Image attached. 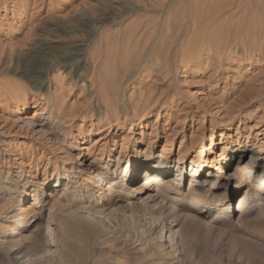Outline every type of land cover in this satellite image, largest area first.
I'll use <instances>...</instances> for the list:
<instances>
[{
    "label": "bare ground",
    "instance_id": "bare-ground-1",
    "mask_svg": "<svg viewBox=\"0 0 264 264\" xmlns=\"http://www.w3.org/2000/svg\"><path fill=\"white\" fill-rule=\"evenodd\" d=\"M215 1L218 0H193L197 6L190 9L188 15L181 20L178 29L173 32L167 30L164 33L165 36L162 34L165 31L159 32V34L155 33L157 36H154L153 32L145 31L147 28L140 29L144 33L141 37H139L140 35L137 36L135 42L133 41L134 46L130 51L131 53H129V58L127 57L128 62L122 68V78L116 77V86L122 87L124 81L129 80L132 68H135V71L141 75V81L135 89L132 88L133 90L130 91L127 98L108 99L107 89L103 82L99 79L93 80L94 74L98 73L103 66V62L98 56L89 62L88 72H90L91 77L89 80H84L83 77L79 80L69 78L65 84L63 80L71 73L73 66H67L65 59L53 60L50 63V66L53 67V75L51 76L53 82L51 81V84H48V82L45 89L39 86L38 83H34L29 89H25L20 93L15 107L11 108L10 111L15 115L16 120L20 119L23 122V125H20L19 130L16 131L17 133L20 134L23 131L22 126H24L25 134L30 137L36 133L52 135L53 137L56 136V133H61L64 134L63 138H65L75 128V131L78 132L75 135L81 136L80 140H86L87 142L81 148L87 149V155L89 154V156L92 153L93 159L96 158L97 161H90L89 164H86L85 160L80 161L78 159L75 162L77 165H74L69 159L65 160L63 164H56L53 160L63 156L58 155L57 150L52 148L50 144L47 145L48 148L45 147L46 149H43L41 145L39 153V149L36 147H32L33 149L31 148L27 153L23 151L12 153L13 160L20 159L21 156L18 162L17 174L22 172L24 159L29 161L27 164L29 172L31 163L33 164L31 168L34 171L38 170L40 163H43V166L40 180L33 182L35 186L33 198L24 208L19 206L17 208V205L28 191L26 179H23V183L20 185L16 179L7 180L9 174L4 175V179L0 178V182L6 184L4 192L9 194L10 191H13L16 194V199L8 203L7 201L3 203L0 197L2 201L0 203V213L10 209V212L14 210L18 212L15 217L19 216L17 227L7 228L5 224L0 229V264H24L26 260H30V258L23 259L26 256L25 254L30 256L32 255L30 251H34L40 246L50 247L55 243V238L52 236H48L47 239L41 237L42 229H45V234L50 233L52 230L51 225L54 224V221H52L53 217L50 216V213L59 212L61 214L73 206L87 212L88 208L91 207V211L89 210L91 217L98 218L103 216L102 214L106 210V208H103L104 205L113 203L126 193L139 192L145 194L146 190L151 191L147 197L143 198L144 201H142L143 199L140 200L143 203L141 202L137 207L153 213L163 210L165 213L161 211L164 214L162 220L167 221L171 227L180 225L182 234L196 231V228L201 226L208 228V226H212L213 222L227 224L229 221H233L238 213H252L264 206V106L259 111L254 112V110H257L256 108L264 105V83L261 86L259 85L260 87H253V85L246 83L240 88L231 89L229 96L232 98L219 97V99L214 100L210 99L212 92H207L204 98L213 100L218 116L211 120L208 143L203 144L200 141V145L195 151L191 150L196 142L198 129L206 118L207 110L203 109L204 103L203 105L191 106V103L179 102L182 97L180 98L173 91V78H175L176 73H179L178 71L201 72L203 75L208 74L207 77L215 78L218 75L216 73L220 72L225 64L227 65L229 62L245 63L248 67H253L257 62H262L261 66L264 71V20L260 19L262 21L253 29L246 28L249 32L245 30L246 32L242 36L230 38L229 36L234 34L229 32L230 35H225L223 32L213 30L215 25L226 23L228 19L232 18L231 15L228 18L227 13L229 12L223 11L224 3L221 2L222 6L219 5L221 7L217 9L213 8L214 5L212 7V4H215ZM255 1L251 3L255 4ZM231 3L233 4V2ZM187 6L189 5L187 4ZM238 6H240L239 2L236 7ZM254 12L256 13V10ZM254 15L255 18L259 17L258 14ZM246 16H244L245 20L247 19ZM241 17L243 18V16ZM241 20L243 24V19ZM235 21L237 20L235 19ZM246 25H243V28L239 25L240 28H238L240 31L244 30ZM233 30L231 29V31ZM162 35L165 38H162ZM133 59H135V62L129 64L130 60L133 61ZM205 71L210 72L205 73ZM87 83H89L88 86ZM11 84L7 85L8 90ZM69 86L80 89V94L81 92L83 94L82 100H66L65 88ZM51 87L56 91L52 92ZM36 90H44L46 95L35 92ZM28 93L32 94L33 105L39 103V108L34 109L33 114L28 116L27 119H22L19 114L28 108ZM38 100L39 102H37ZM256 103L258 106L252 107ZM152 116H154V123H157L160 119L164 120L160 125V133L164 136L163 144L156 151H153V149L156 147L160 134L154 132L155 134L151 135V132L148 134L144 132V128ZM189 117L191 122L197 120V127L194 132L190 133L188 142L184 141L185 137L182 135L177 153L174 154L173 145L177 135L173 133L174 130L170 124L171 122L174 124L181 122L182 124ZM251 121L254 122L253 125H250L249 122ZM134 124L140 130L139 138L134 139L132 142V152L139 150L137 143L142 141L145 143L147 150L141 158H138L137 154L134 156L137 161L134 158L130 159L129 156L123 160L124 150L130 143L129 140H125V136H130ZM233 125H235L234 137L227 139V133H224L223 130L228 131ZM253 127L256 131L255 134H251V136H249L250 134L244 136L241 134V131L251 132ZM110 128L114 130L112 141H115L116 136L121 140L120 143H117L119 145L118 155L115 157V164L113 165L112 160H110L107 139L97 147L98 141L104 138L103 130ZM216 128H220L217 142L213 140L214 129ZM92 134L96 136L93 139L91 138ZM260 135H263V137H259ZM216 144H220L219 151L214 150L215 147H218ZM234 166L235 170L230 173L229 171ZM87 172L90 173L91 179L97 181V184H95L97 188L101 189V186H103V189L105 188V191H107L106 194H103L104 199L96 198L95 191L89 192L90 188L85 190L89 193H81L80 189L82 188H80L81 183L79 181L82 175ZM142 173L144 174L143 179L141 178ZM104 179L108 180L104 181ZM138 180L141 181V184L137 188H133L132 185ZM205 182L208 186L204 189ZM223 185L228 188L230 195L219 198L215 194V190ZM184 186H187L186 190ZM243 187H248V190L256 188L258 202L255 205H253L254 203L250 205V202H248L247 191L238 197V201L231 202L233 196L240 192ZM58 188L60 189L58 190ZM43 189L47 199H43L42 203L39 204L38 196ZM60 198L63 201H60ZM156 199L160 201L158 204L152 207L147 205L148 201ZM206 199L210 200L211 203L208 204L209 201ZM168 201V206H165ZM236 203L237 207H235ZM45 205H49L47 210L44 209ZM180 209L183 211V216L177 219L176 216ZM208 215L211 216L209 218L211 223H203V218ZM12 216L9 215L8 217ZM33 216H36V219H32ZM45 216L46 219L44 220ZM66 216L65 213L63 217ZM35 220L40 222L38 221L32 233H29L30 235H25L24 228L30 225V221ZM43 221H45V224ZM63 225L64 228L66 225ZM19 229L22 230L19 232ZM6 232L8 234H5ZM172 237L173 235L169 231L163 240L168 242L170 241L168 239ZM25 243L27 245H24ZM170 245L168 244L167 248L171 247ZM48 250L47 252H49Z\"/></svg>",
    "mask_w": 264,
    "mask_h": 264
},
{
    "label": "rangeland",
    "instance_id": "rangeland-1",
    "mask_svg": "<svg viewBox=\"0 0 264 264\" xmlns=\"http://www.w3.org/2000/svg\"><path fill=\"white\" fill-rule=\"evenodd\" d=\"M254 1H215L212 7L214 5L213 8L217 9L224 3L223 11L229 12L227 13L228 18L230 15L232 18L228 19L226 23H221L222 25H215L213 30L223 32L225 35L232 33L234 35L229 37L236 38L242 36L248 29L257 27V24L264 20V0H256L255 4H252ZM238 2L240 6L236 7ZM228 3L231 5L229 6ZM195 6L197 5L193 0H156V2L155 0H0V178L4 179L3 176L9 174L10 176L6 179H16L20 185L23 183V179H26L28 188L26 189L28 191L26 190V195L20 199L17 208L18 206L26 207L32 200L33 189L35 188L33 182L40 180L43 163H40L36 171L31 168L33 166L31 163L29 172L27 167L29 161L24 159V167L21 168L22 172L17 174L18 162L21 156L17 155L20 159L13 160L12 153H17L18 151L27 153L32 147L38 148L39 153L41 145L43 149H46L48 148L47 145L50 144L52 148L57 150L58 155L61 154L63 156L53 160L56 164H63L65 160L69 159L74 165H77L75 162L78 159L80 161L85 160L86 164H89L90 161H97L96 158L93 159L92 153L89 156V154L87 155V149L81 148L87 142L86 140H80L81 136L75 135V133H78L75 128L65 138H63L64 134L61 133H56L54 137L36 133L30 137L25 134L24 126H22L23 131L20 134L17 133L16 131L19 130L20 125H23V122L20 119L16 120L15 115L10 111L11 108L15 107L20 93L25 89H29L34 83H38L44 89L47 88L52 81L53 67L50 66V63L53 60L65 59L67 66H73L71 73L63 80L65 84L69 78L79 80L83 77L84 80H89L91 78L90 72H88L89 62L98 56L103 62V66L98 73L94 74L93 80L99 79L103 82L107 89L108 99L127 98L130 91L135 89L141 81V75L135 71V68H132L129 74L131 78L129 77V80H125L122 87L116 86V77L122 78V68L128 62L127 57L129 58V53H131L130 51L137 36L140 35L139 37H141L144 33V31H141L145 28H147L145 31L153 32L154 36H157L155 33L159 34V32L163 31L165 32L162 34L165 36L164 33L167 30L173 32L179 28L181 20ZM244 6L246 7L244 8ZM255 10L256 13L254 12ZM254 14H258L259 17L255 18ZM239 15L240 17L243 16V18L241 17L243 24ZM244 16L247 17L246 20ZM98 22L101 23L99 24ZM239 25L242 28L243 25H246V27L240 31ZM231 29L234 30L231 31ZM163 35L162 38H165ZM134 62L135 59L133 61L130 60L129 64ZM261 64L262 62H257L255 66L248 67L245 63L229 62L227 65L225 64V67L220 72L216 73L218 75L215 78L207 77L206 75L208 74L203 75L201 72L178 71L179 73L174 75L173 91L180 98L182 97L179 102L191 103V106L203 105L204 103L203 109L207 110L206 118L198 129L196 142L191 151L198 149L200 141L203 144L208 143L211 120L218 116L213 100L210 99L217 100L219 97H231L229 96L231 89L240 88L246 83L253 85V87H260L264 83L262 82L264 81V71ZM208 72L205 71V73ZM9 84L11 86H9L8 90L7 85ZM88 84L86 85L88 86ZM4 90L6 91L4 92ZM50 90H53L52 92L56 91L52 87ZM35 92H41L46 95L44 90H36ZM207 92H212L210 99L204 98ZM65 94L67 95L66 100H82L83 94L82 92L80 94L78 87L69 86L65 88ZM28 97V108L19 114L22 119H27L28 116L33 114L34 109L39 108V103L33 105L31 93H28ZM255 106H258V104L256 103L252 107ZM263 106L256 108L257 110H254V112L259 111ZM196 121L191 122L189 117L182 124L181 122L176 124L171 122L170 126L174 130L173 133L177 135L173 145L174 154L177 153L179 140L182 139V135L185 137L184 141H189L190 133L194 132L197 127ZM163 122L164 120L160 119V121L154 123V116H152L144 128L146 134L150 132L152 133L151 135H154V132L160 134L153 151L159 149L163 144L164 136L160 133V125ZM249 123L253 125L254 122L251 121ZM219 129H214L213 140L215 142L219 140ZM252 129L249 133L241 131V134L243 136L250 134L249 136H251V134L256 132L254 127ZM139 130L140 128L134 124L130 136H125V140H129L130 143L124 150L123 160L127 156L133 159L136 154L138 158L145 155L147 147L143 141L137 143L139 150L132 152V142L134 139L139 138ZM113 132L114 130L111 128L103 130L105 139L103 138L97 143V147H99L107 139L112 165L115 164L114 159L118 155L119 145L117 143L121 141L117 136L115 141H112ZM223 132L227 133V139L234 137L235 125L230 130H223ZM228 134L229 136H227ZM95 137L92 134L91 138ZM259 137L262 138L263 135ZM216 145L218 147H215L214 150L219 151L220 144ZM134 160L137 161L135 158ZM233 170H235V166L229 172L231 173ZM143 175L142 173V179ZM90 179L89 172L82 175L79 181L81 183L80 188H82L80 189L81 193L95 191L96 198L104 199L105 196L103 194L107 193L105 188L103 189V186H101V189L97 188L95 186L97 181ZM107 180L104 179V181ZM206 183L204 184V189L208 186ZM140 184L141 181L138 180L132 187L137 188ZM229 184L231 186V182ZM5 185L0 182V197L3 203L6 201L7 203L13 202L16 199V194L13 191H10L9 194L4 192ZM152 186L154 187L155 185L153 184ZM87 188H90L89 192L85 191ZM184 188L186 190L187 186H184ZM226 188L224 185L218 187L215 190V194L219 198L229 196L230 191ZM248 189V187H243L240 192L233 196L231 202L238 201V197L247 191L248 202H250V205L253 203L255 205L258 202L256 199L258 191H256V188ZM146 191L145 194L139 192L134 194L126 193L113 203L104 205L103 208H106V210H104L103 216L98 218L91 217L89 213L91 207L88 210L86 209L87 212L73 206L61 214L59 212H55L56 214L50 213V216L53 217L52 221H54V224L51 225L52 230L50 233L45 234V229H42L41 237L43 236V239H47L49 238L48 236H52L55 238V243L50 245V247L40 246L36 250L30 251V254L32 252L30 256L25 254L26 256L23 259L30 258V260H26L24 264H264V206L252 213H238L234 220L229 221L227 224L213 222L212 226H208V228L201 226L196 228V231L193 230L182 234L180 225L171 227L167 221L162 220L164 216L163 210H161L162 212L153 213L137 207L145 200L143 198L151 193L149 190ZM38 197L39 204L42 203L43 199H47L44 189ZM141 199L143 200L140 201ZM2 201L0 200V203ZM60 201H63V199L60 198ZM207 201H209L208 204L211 203L210 200ZM159 202V199H156L148 201L147 205L152 207ZM168 203L169 201L165 206H168ZM235 207H237V203ZM48 208L49 205H45L44 209L47 210ZM17 213L16 210L10 212V209L0 213V229L5 224L7 228L12 227L13 229L17 227L19 217H15ZM65 213L67 216L63 217ZM7 215L13 216L8 217ZM182 216L183 211L180 209L176 217L178 219ZM35 217L33 216L32 219H36ZM209 218H211L210 215L204 217L203 223H211ZM38 221H30V225L23 230L24 234L30 235L29 233H32ZM43 223L45 224V221ZM63 224L67 227L63 228ZM21 230L19 229L18 231L20 232ZM169 231H171L173 237L168 239L170 241L165 242L163 238ZM5 234H8V232ZM167 243L171 244V247L167 248ZM24 245H27V243Z\"/></svg>",
    "mask_w": 264,
    "mask_h": 264
}]
</instances>
